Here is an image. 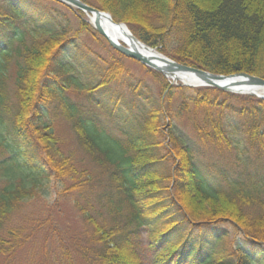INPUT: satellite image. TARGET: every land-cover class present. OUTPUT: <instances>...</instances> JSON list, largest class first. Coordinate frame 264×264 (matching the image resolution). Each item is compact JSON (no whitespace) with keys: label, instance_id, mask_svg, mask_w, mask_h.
<instances>
[{"label":"trees","instance_id":"obj_1","mask_svg":"<svg viewBox=\"0 0 264 264\" xmlns=\"http://www.w3.org/2000/svg\"><path fill=\"white\" fill-rule=\"evenodd\" d=\"M82 1L179 63L264 79V0ZM65 7L0 0V60L14 49L22 58L12 89L0 68V244L20 241L11 217L58 174L73 180L66 192L75 193L86 241L74 247L89 264H147L144 237L152 264H264V171L248 190L231 180L222 187L192 144L195 135L201 147L263 154L264 100L172 85L143 65L157 94L128 57L87 43L83 34L98 32L83 11L70 10L79 20L71 29ZM58 114L72 122L99 177L60 150L46 120Z\"/></svg>","mask_w":264,"mask_h":264},{"label":"rangeland","instance_id":"obj_2","mask_svg":"<svg viewBox=\"0 0 264 264\" xmlns=\"http://www.w3.org/2000/svg\"><path fill=\"white\" fill-rule=\"evenodd\" d=\"M70 10L66 7L62 9L69 19L68 25L76 30L79 28L78 16ZM83 37L103 55L115 54L109 42L98 33L93 36L85 33ZM2 58L0 68L6 70L8 86L12 89L22 58L15 49L8 57ZM125 63L134 73L142 75L147 82L152 83L156 93H159L160 89L155 77L146 73L140 62L126 58ZM174 84L183 85L182 82H174ZM46 120L51 123L59 141V148L64 155H71L75 166L79 169L89 170L99 177L102 169L98 168L86 151L81 148L72 122L64 118L62 114L54 117L49 115ZM103 123L107 128L111 125L107 120ZM183 127L186 125L183 124ZM192 137L196 161L199 165L211 169L212 177L222 187L227 188V181L231 180L241 185L239 186L241 189L248 190L263 174L264 153L258 154L256 149L245 145L224 151L206 146L202 148L196 136ZM71 185H73V180L69 175L60 177L57 174L42 181L38 196L23 204L20 210L11 217L8 225L21 233L22 237H17L16 241H20L13 242V246H11L12 242L6 245L5 243L0 244V264H89L75 252L74 246L85 244L86 241L82 240L85 230L83 215L73 204L75 193L66 192ZM197 199L194 203L195 208L197 207L198 211H204L208 203L199 197ZM229 228L234 230L231 226ZM1 236H4V233ZM235 237L239 238V234L236 233ZM1 238L6 241L5 237ZM145 238L142 255L145 260H148L147 264H152V255L148 252ZM2 247L4 248L1 249Z\"/></svg>","mask_w":264,"mask_h":264},{"label":"water","instance_id":"obj_3","mask_svg":"<svg viewBox=\"0 0 264 264\" xmlns=\"http://www.w3.org/2000/svg\"><path fill=\"white\" fill-rule=\"evenodd\" d=\"M58 2H63L66 5H68L70 8H73L74 10L83 11L89 18V22L94 26L95 30L99 32V34L106 38V40L110 43L111 47L118 51L119 53L123 54L125 57H129L131 59H134L135 61L141 62L145 66H149L156 70L157 72H161L164 74L166 78H170L171 76L176 78L181 73L186 74H192L194 75L200 82L201 85H189L186 83H183L186 86L189 87H215L221 91H227L230 93H237L242 95H252L257 96L260 99L264 100V95H258L256 91L264 90V79L260 78L258 76H253L248 73H234L231 75H220L216 73H211L207 70H201L198 68H195L193 66H187L183 63H179L175 60H173L170 57H167L163 53L159 52V56L157 57V60L159 63L154 62L149 57H146L144 54L140 52H136L133 49H131L128 46H124L117 42L116 40H112L108 32H106L104 28V20L108 19L111 21V23L114 25H117L119 27L126 28L130 35L134 38L135 41H138L142 43L137 37H135L128 28L126 23L118 22L113 19L112 15L107 11H101L94 6H90L89 4L85 3L82 0H56ZM144 46H146L144 44ZM149 49L155 50L154 48H151L150 46H146ZM250 91V92H246Z\"/></svg>","mask_w":264,"mask_h":264},{"label":"bare ground","instance_id":"obj_4","mask_svg":"<svg viewBox=\"0 0 264 264\" xmlns=\"http://www.w3.org/2000/svg\"><path fill=\"white\" fill-rule=\"evenodd\" d=\"M104 28L106 32H108L109 37L112 40H116L120 44L124 46H128L136 52H140L144 54L146 57H149L154 62H158L157 57L159 56V52L156 50L149 49L148 47L144 46L143 43L135 41L134 38L130 35L129 31L124 27H119L117 25H113L111 21L108 19L104 20ZM169 80L176 83H186L189 85H201V82L194 76L186 73H181L176 78L170 77ZM250 92V91H246ZM258 95H264V90L256 91Z\"/></svg>","mask_w":264,"mask_h":264}]
</instances>
